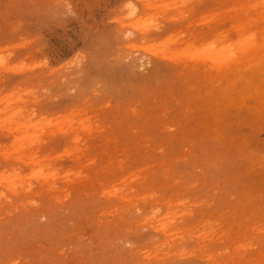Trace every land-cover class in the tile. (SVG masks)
Returning <instances> with one entry per match:
<instances>
[{"label":"rangeland","instance_id":"rangeland-1","mask_svg":"<svg viewBox=\"0 0 264 264\" xmlns=\"http://www.w3.org/2000/svg\"><path fill=\"white\" fill-rule=\"evenodd\" d=\"M0 264H264V0H0Z\"/></svg>","mask_w":264,"mask_h":264}]
</instances>
